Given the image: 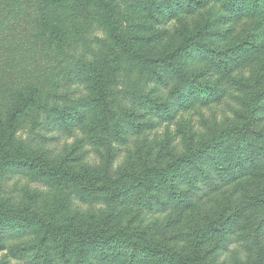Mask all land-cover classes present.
<instances>
[{"label": "rangeland", "instance_id": "1", "mask_svg": "<svg viewBox=\"0 0 264 264\" xmlns=\"http://www.w3.org/2000/svg\"><path fill=\"white\" fill-rule=\"evenodd\" d=\"M40 1L0 0V113L16 93L35 100L0 156V205L9 213L0 221V264H109L105 250L73 229L158 246L167 260L198 241V261L259 263L264 123L254 108L264 103V2L220 41L256 0H239L237 12L229 0H203L204 8L190 0H55L64 9L49 18L53 35L36 21ZM204 23L206 44L185 46ZM243 32L241 44L256 35L258 50L242 45L251 59L232 71L235 62L218 50L238 45ZM206 48L211 63L200 65ZM211 94L216 101L206 102ZM249 122L251 133L232 141L249 150L259 138L247 154L258 178L227 184L218 173L210 181L217 185L196 191L187 161ZM238 210L246 213L222 234L218 223Z\"/></svg>", "mask_w": 264, "mask_h": 264}, {"label": "trees", "instance_id": "2", "mask_svg": "<svg viewBox=\"0 0 264 264\" xmlns=\"http://www.w3.org/2000/svg\"><path fill=\"white\" fill-rule=\"evenodd\" d=\"M195 2L201 8H204L207 6L206 2H203V0H190ZM220 1V0H219ZM225 1V0H224ZM239 0H229V2H232V7L231 10L233 12H237L238 6L237 2ZM53 2L55 0H41L40 3V11L42 12V15L36 19V21H40L42 24L45 25L50 31V35H53V31L51 30L52 28L54 29L55 26L50 23V17L51 18H56L57 11L59 9H64V6L62 5H56V8L52 7ZM221 2V1H220ZM264 2V0H256L254 4V10L253 13L250 14L251 11H246V12H240L241 15L238 18H234L233 22L231 24V30L228 31H223L219 34L220 36V41L224 40L227 38V35L234 33V31L238 30L240 27L241 22L244 19H252L254 18V14L257 12L256 6H259L260 3ZM170 3V2H169ZM162 6V5H161ZM161 6L159 7L161 9ZM172 9H173V4H171ZM56 9V12L51 14L52 10ZM164 8L162 7V10ZM170 9V8H169ZM164 11V10H163ZM168 11V10H167ZM180 10H178L179 12ZM170 13H175L173 10ZM170 13L168 15H170ZM228 13V12H227ZM2 14H0V26L2 27V20H1ZM35 21V22H36ZM259 23V22H258ZM257 23V24H258ZM256 28V27H255ZM254 28V29H255ZM253 29V30H254ZM209 26L204 23V25L198 29L192 36V40H187L189 44H186L185 46H189L193 43L199 42V44L205 43V38L206 34L209 33ZM66 33V32H64ZM240 33V32H239ZM260 33V31H259ZM246 32H243L239 38H240V43L236 46H230L229 48H224L221 50H218V53L221 55H224L229 62H235V65L232 67V71L236 69H241L244 68V64L246 62H249V59H251V56L249 54H253L255 51H257V43L256 41V35L254 37H251L250 43H245V41L241 44V41L243 37H245ZM264 34V32H263ZM58 35V34H57ZM239 35V34H238ZM59 36V35H58ZM17 39V38H16ZM14 39V40H16ZM50 39V38H49ZM21 40V39H20ZM52 42V41H51ZM62 43V40L59 39L58 43ZM248 44L249 48L252 49V51L248 54L249 57H247V54L245 56H242L241 54H244L246 51L240 50V47L242 45ZM264 49V47L262 48ZM200 50V48H198ZM217 50L211 47V51ZM237 50V51H236ZM232 54V55H231ZM211 53H209L208 49L206 48L205 54H203V57L199 60V64L203 65H209L211 63ZM222 62H224L222 60ZM196 63H193L192 66H196ZM205 65V66H206ZM184 66L189 67L190 65L187 63H184ZM228 67V65H224ZM227 69V68H226ZM239 71V70H237ZM199 76V74H197ZM98 83L101 86H104L106 81L104 80H98ZM185 81L181 82L178 87L183 88L185 91H187V95H185V100L184 98L182 99L183 102L186 101L188 98V91H189V85L184 84ZM1 89V88H0ZM137 91V90H135ZM207 94V92H206ZM32 96H18V93H16L12 98V103L13 106H10L9 110L4 111L0 113V128L3 130L5 138L1 137L0 138V156L2 151H4L6 142L11 141L12 137L14 136V131L16 130V127L19 122V117L23 114L24 110L29 107L28 104L30 102H34L35 100L31 98ZM7 98H10L9 96ZM207 100L206 102H215L216 99L213 98V95H207L206 96ZM107 99H105L106 101ZM260 116L254 118V120L260 121L261 124L264 123V103L260 102L258 105L255 106L254 108ZM255 123L254 122H249V127L244 128L242 127H236L234 129H227L220 133L218 136L214 137L211 139L209 142L204 144V146L197 150L194 154V157H191L187 162L189 164V171L190 174L188 176V181L189 183L193 184L197 189L200 190L202 188H199V185L201 183H207V187L209 190L211 187L217 185V183H210L212 179L215 178V176L220 173L222 179L224 182L227 184H234L242 179L248 178V177H255L256 174H252L253 172H249L248 168L250 167L248 165V160H247V154L249 153L250 150H253L255 145L259 142V138L256 140L255 144H250V149L249 150H243L242 146L238 143H233L232 140H235L238 138L240 140V137L242 135H248L251 133L252 127ZM8 133V135H7ZM261 138H264V135H260ZM201 160L202 164L197 165L196 162ZM228 165L226 166L225 164ZM257 165H254V170L259 173L261 170L259 163H256ZM191 167H194V169H190ZM253 168V167H252ZM254 172V173H256ZM263 175V174H262ZM182 176V175H181ZM261 176V175H260ZM202 179V180H201ZM178 183H185L186 181L185 178H180L178 177ZM166 203L165 201H163ZM184 207L187 209H190L192 207V203H184ZM191 210V209H190ZM246 211L244 210H238L236 213L231 214L226 220L221 219L222 222L218 223V229H222V234H228L225 230H228L229 228L232 229L233 225L237 223L240 220V216L245 214ZM7 212L3 211L1 209L0 205V221L3 223V221L7 220L8 218ZM264 220L259 223L258 228L259 232L262 231V228H264ZM216 227V226H214ZM213 228V227H212ZM214 229H217L214 228ZM73 233L79 234L82 238L89 239V243L93 246L101 247L102 250H105L106 253L104 254L102 262H106L109 264H211L210 262H204V261H198V256L196 252L197 248H199L200 243L197 241L196 242V248H192V251H189L187 255H176V256H170V260H167L164 255H161V249L157 247H151L147 246L143 243H139L136 245V242L129 241V240H123V242H117L115 238L120 239L118 235H111V234H90L89 232L85 230H78V229H73ZM204 233H202L203 235ZM203 245V241L202 244ZM117 246H120L124 248L127 252L122 253L118 250ZM71 248V244L68 243L66 246L64 252H63V258L67 260L68 262V251ZM264 262V250L261 251L260 253V262L255 263V264H263ZM251 264V263H250Z\"/></svg>", "mask_w": 264, "mask_h": 264}]
</instances>
